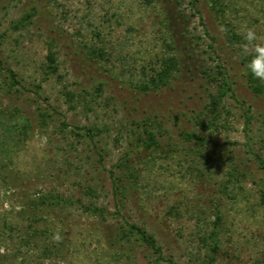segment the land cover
<instances>
[{
	"label": "rangeland",
	"instance_id": "obj_1",
	"mask_svg": "<svg viewBox=\"0 0 264 264\" xmlns=\"http://www.w3.org/2000/svg\"><path fill=\"white\" fill-rule=\"evenodd\" d=\"M248 28L264 37V0H0V59L20 82L8 89L0 71V264H208L217 216L212 264H264V90L248 86ZM167 57V82L141 91ZM51 196L67 202L37 204ZM126 221L162 259L123 236Z\"/></svg>",
	"mask_w": 264,
	"mask_h": 264
},
{
	"label": "trees",
	"instance_id": "obj_2",
	"mask_svg": "<svg viewBox=\"0 0 264 264\" xmlns=\"http://www.w3.org/2000/svg\"><path fill=\"white\" fill-rule=\"evenodd\" d=\"M218 0H213V3L217 2ZM34 10V9H33ZM36 11V10H34ZM34 13H28L25 17L19 19L17 22L14 23V29L19 30L20 28L26 26L27 24L30 23L31 18L33 17ZM233 39H237V34L234 33L232 35ZM174 57H167L161 60L159 68L156 70H153V75L149 78L148 81L145 82L143 86H141V91H148L149 88L157 87L161 84H164L167 82L168 78L171 76V73L176 66L175 60L173 59ZM251 59V55H248L244 57L243 62L247 64ZM46 65H45V72L46 75L49 76L51 73L55 74L57 73L58 67L56 63V55L52 53L51 51V45H49L48 53L46 55ZM0 71L6 72V80H7V85L8 89H13L14 87L20 86V82L17 79L16 74L10 69L6 68L3 66L2 60L0 59ZM144 72V71H141ZM145 74V73H143ZM247 82H249V89L257 96L261 95V93L264 90V84L263 82L254 79L252 74L249 72L247 73ZM231 87L227 82H224L221 87H219L218 91L214 94L209 95V104H208V109L209 112L212 114V120H215L217 117V110L222 102V99L224 98L225 95H227L229 92H231ZM67 98L69 100H73L75 97V94L73 93H66ZM15 114H10V116H14ZM38 116L41 121V123L46 124L48 121V117H50L49 114L44 112L43 110L38 109ZM62 126L67 127L65 123L62 121ZM204 127V126H203ZM207 127V126H205ZM16 128V127H15ZM19 128V127H18ZM25 124L21 125V130H26L25 129ZM94 129L87 128L85 137L90 138L91 140L93 139ZM147 133V138L146 141H144V144L146 145L147 148H152L156 142L154 141V135L152 134L151 131L146 132ZM82 136V135H80ZM185 138L187 140L191 139H197V136L194 134H189L185 135ZM262 196V199L264 201V193ZM49 198V199H48ZM51 203V204H61V203H66L67 201L65 199H62L60 197H40L37 201V204L39 205H46V203ZM85 211H90L95 214H97L99 217H103L104 215V209H96V208H90V207H84ZM92 213V214H93ZM220 219L217 216L216 221L214 223L215 227L214 229L209 233L208 239L210 241V246H209V251L212 253L209 256V261L208 264H212L214 262L213 254L216 253L218 249V242H217V236H218V229L217 225L219 223ZM123 228V236L126 238H131L134 237L138 242H140L142 245H144L147 249H149L154 255H156V259H162V250L157 244L156 239L154 236L150 233H148L143 227L125 222L124 225L122 226ZM127 230V232L125 231Z\"/></svg>",
	"mask_w": 264,
	"mask_h": 264
},
{
	"label": "clouds",
	"instance_id": "obj_3",
	"mask_svg": "<svg viewBox=\"0 0 264 264\" xmlns=\"http://www.w3.org/2000/svg\"><path fill=\"white\" fill-rule=\"evenodd\" d=\"M220 31H226L221 26ZM257 39L264 40V37H257L256 32L252 28L246 29L244 36L245 43L241 45V48L245 54L251 52V59L247 63L246 67L252 74L254 79L264 82V45L255 44Z\"/></svg>",
	"mask_w": 264,
	"mask_h": 264
}]
</instances>
